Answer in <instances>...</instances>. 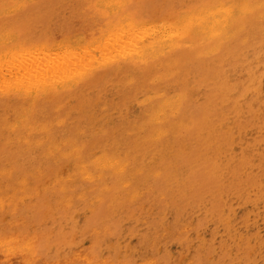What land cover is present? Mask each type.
Instances as JSON below:
<instances>
[{
	"label": "rangeland",
	"instance_id": "rangeland-1",
	"mask_svg": "<svg viewBox=\"0 0 264 264\" xmlns=\"http://www.w3.org/2000/svg\"><path fill=\"white\" fill-rule=\"evenodd\" d=\"M204 2L211 0H134V12L136 18L144 20H167L179 11L201 7ZM81 4L82 0H36L14 16L0 19V34L12 26L23 44L59 42L76 31ZM252 17L247 16L241 29L216 55L201 56L162 82L148 85V79L136 76L134 82L127 83L135 72L123 66L94 75L51 101L37 102L31 118L38 126L50 127L52 145L69 141L82 147L84 162L101 153H118L129 163L128 171L143 169L142 176L131 174L133 183L147 180L141 189L143 195L131 203L124 198L126 191L118 189L119 177L109 173L102 184L68 179L75 171L74 160L49 155L44 134H28L25 128L10 130L23 107L17 98L0 96V174L11 172L8 180L0 175V187L11 188L12 183L28 178L30 191L34 188L39 193L24 197L15 217L4 203L0 236H37L41 256L57 263L91 247L93 241L83 234L84 227L102 226L112 234L97 247L94 255L99 259L112 258L117 263L127 260L129 264L148 260L164 264H228L229 259L233 261L229 264H264V20ZM159 92L167 98L187 93L179 118L192 122L196 132L179 138L170 134L161 145L145 141L150 129H137L151 104L143 101ZM70 150L61 148L62 153ZM148 172L160 175L147 178ZM37 174L40 178L34 182L32 178ZM58 176L70 200L66 207L59 206L65 192L51 187ZM103 184L109 190L102 195L97 189ZM84 193L86 196L79 197ZM98 194L102 202L96 207L93 199ZM14 219L21 222L14 224ZM256 241L261 243L259 247Z\"/></svg>",
	"mask_w": 264,
	"mask_h": 264
},
{
	"label": "bare ground",
	"instance_id": "bare-ground-1",
	"mask_svg": "<svg viewBox=\"0 0 264 264\" xmlns=\"http://www.w3.org/2000/svg\"><path fill=\"white\" fill-rule=\"evenodd\" d=\"M34 1L36 0H0V19H6L8 17L14 16V14L21 11L23 7ZM261 1L260 0L257 1L211 0V2H204L201 5V7L190 9L183 12L179 11V13H175V15L171 16L167 20L166 19L163 20L161 18L158 21H150V20H144L142 17L136 18L134 12L135 10L134 0H82V4L80 5L81 9L76 24L77 27L75 28L76 31L74 33L71 32L73 33L72 35L65 36L63 38L61 37L62 39L59 42H54V43L43 42L44 44H41L39 46H32L33 44L26 45L21 43L19 33L13 31L12 29L14 27L11 26L9 30L0 34V96H4V97L6 96L7 98L8 97L17 98L21 102L23 109L22 111L18 109L19 111H21L20 113L21 116L18 118L17 121L13 122L12 126L10 127V130L11 129L21 130L25 128L28 134L29 133L35 135L44 134L46 136L47 142H49L47 149L49 155L56 156L57 159L59 160L70 157L74 160L75 171L72 173V175L69 174L70 175V176L68 175L69 177L67 176L68 179L77 178L79 181L85 183L102 184L106 173L107 174L109 173L112 177H119L118 189L126 191L124 195L126 201L130 203L133 202L139 196L143 195L141 189L143 188V184H145L147 180L145 179L141 183H133L131 174L135 176H142L143 169L136 170L135 172H131L130 170L128 171L129 163L124 162L121 159L123 155H118V153L112 155H108L107 153H101L95 156L91 161L84 162L82 160L83 157L82 147L75 146L74 143L69 141H62L60 143L58 142L59 144L52 145L50 141L51 136L49 135L50 127L38 126L36 125L35 122H33L31 118L33 117L34 114L33 110L36 107L37 102L41 99L42 100L44 99L46 101H51L52 99L56 98L64 91L71 90L77 86L83 85V83L89 81L90 78L94 75L96 76L97 74L103 71L104 72L110 71L112 68L116 70L123 66L135 72L134 75L127 78L128 79L127 83L134 82V78H136V76H140L144 79H148L147 80L148 85L160 81L162 82L163 80H167L169 77H171V75L175 74V72L178 69H180V67L190 62H193L196 59H200L199 57L216 55L218 53V49L223 44L227 43L235 35V32L237 30L241 29L242 22L246 20L247 16H254L252 18H256L260 21H263L264 2L261 3ZM260 72H262V70ZM158 74L159 76L157 77ZM144 82L145 80H143V83ZM218 85L220 86V84ZM186 94L187 93H184L181 96H171L167 98L166 96H164L163 93L159 92V94L155 93L153 94V96L151 95L150 97H146L143 103L144 104L150 103L151 107L148 113L144 116L143 124L137 129L138 132H143L145 129H150L149 136L145 140L146 142L148 143L157 142L160 143L161 145L164 144L165 141L170 137V134L173 135V138H179L180 136H184V134L197 131L196 126L193 125L192 122H190L187 119L179 118L181 106L182 104L187 102ZM82 103L85 102L82 101ZM17 106L19 108V105ZM72 110L74 109L72 108ZM12 120L10 119V122H12ZM39 124L41 125V123ZM260 142L262 143V141ZM62 147H68L71 148V150L68 153L66 152L62 153L61 151ZM236 149L237 148H235L234 150ZM262 171L261 173H263ZM10 173H11L10 171H4L0 175L4 177L6 180H8L10 179L11 176ZM159 175H160L159 173L152 174L151 172H148L147 178L150 176H152L153 178H157L159 177ZM39 178L40 176L39 174H37L32 178V180L34 182H37ZM20 180L12 183L13 187L11 188H9L8 185L0 187V211L4 209V205L6 204L11 208V214L13 215V217L17 215L18 206L19 204H22L21 201L24 197L37 196L39 194L34 188L30 191V189L28 188L29 186L28 178H25L21 181ZM51 185H52L51 187L57 190L58 192H65L64 194L65 197L63 198L62 201H60L59 206L66 207V205H68L70 200L67 196V191L64 190L65 187L62 184V179H59L58 176L57 178L54 179ZM97 187L98 186H96V188ZM108 190L109 188H107L105 184H103L100 189H97V191L100 192L102 195L106 193V191ZM19 194H22L21 197L17 196ZM84 196H86V193L79 195V197H84ZM93 201L95 206L98 207L102 202V198L100 194L94 197ZM247 211L248 210H246V213ZM241 216L243 215L241 214ZM13 222L14 224H19L21 220L14 219ZM237 223L236 225H239ZM83 231H84L83 234H88L92 239L93 243L91 244V247L85 250L74 252L70 256L68 261L62 263L47 261L41 256L39 252V247H40L39 238L37 236L30 237L25 233L0 236V264H129L127 263V260L126 262H122L120 260L121 262L117 263L112 258L99 259L97 255H94L96 253L95 251L98 250L97 247L100 246L102 241L108 235L112 234L111 231H108L105 227L102 226H99L98 228L95 229L91 228L90 226H86L83 228ZM228 235H232V234H228ZM250 238L251 237H249V239ZM247 240H248V236H247ZM259 241H261V239ZM256 242L258 243L257 245L259 247L261 243H259L258 241ZM230 245L235 246L234 244H230ZM248 246L244 248H248ZM219 247H216V250ZM253 248H251V250ZM235 249L237 248L235 247ZM246 250L248 252V249ZM179 251L181 252V250ZM256 251L257 250L255 249L254 251L255 254ZM195 252L197 253V251ZM209 252L210 250L208 251V253ZM227 252L230 253V250ZM247 252L245 251V254ZM226 254L225 255L223 254L224 255L223 257H225ZM250 254H246V255H250ZM240 259L241 257L239 258V260ZM223 260L225 259H222V261ZM229 262L233 263V261H230V259L228 261V264ZM139 264L141 263L139 262ZM143 264H164V263H162L161 261L159 262L157 260H151V261L148 260L147 262L145 261V263L143 261ZM181 264H184V262H182Z\"/></svg>",
	"mask_w": 264,
	"mask_h": 264
}]
</instances>
